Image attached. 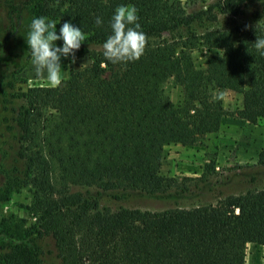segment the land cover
I'll list each match as a JSON object with an SVG mask.
<instances>
[{"label": "trees", "instance_id": "1", "mask_svg": "<svg viewBox=\"0 0 264 264\" xmlns=\"http://www.w3.org/2000/svg\"><path fill=\"white\" fill-rule=\"evenodd\" d=\"M247 1L254 0H217L190 12L180 0H24L16 6L0 44V115L5 121L11 115L16 129L14 163L0 164V201L21 190L29 200L26 218H0V264H46L48 257L56 264H244L247 243L264 245V187L159 210L100 205L103 198L191 189L161 173L164 146L217 131L220 90L241 93L249 123L264 120V55L254 47L264 37V0H257L253 20L235 28L191 31L195 23L217 21L215 8L243 15ZM122 3L138 9L146 45L138 60L113 64L102 43ZM39 16L56 21L57 31L71 20L85 33L75 55L86 54L90 64L71 69L57 87L25 86L17 78L31 59L26 38ZM195 49L206 51L204 67L195 64ZM167 76L180 87L178 103L164 91ZM258 160L264 164V150Z\"/></svg>", "mask_w": 264, "mask_h": 264}, {"label": "rangeland", "instance_id": "2", "mask_svg": "<svg viewBox=\"0 0 264 264\" xmlns=\"http://www.w3.org/2000/svg\"><path fill=\"white\" fill-rule=\"evenodd\" d=\"M21 1L24 2V0H0V44L9 26V20L15 19L16 6ZM180 1L186 11L190 12L194 9H205L217 0ZM259 4L260 1L257 0L244 2L242 5L244 14L240 16L222 13L215 8L213 14L216 15L217 21L195 23L191 31L201 32L204 27L235 28L242 20H253L255 8H259ZM23 8V19H26L25 7ZM186 33V29L182 30V34ZM234 35H237L235 31ZM205 53V50L193 51V59L197 66L204 67ZM31 59L28 65L17 74V78L25 80V86L50 85L46 76L35 75ZM89 64L90 59L86 54L76 55L75 62H72L70 58H62L63 79L68 76L71 69L87 67ZM247 85L246 83L245 86ZM163 87L170 100L178 103L181 97L180 87L170 76L164 79ZM219 95L223 104V117L217 131L195 135L185 144L170 143L164 146L161 173L176 177L178 182L186 184L191 189L179 194H173L171 189L169 194L163 196L132 194L118 201L103 198L100 205L112 209L127 206L159 210L175 204L188 206L197 202L215 201L218 196L238 194L249 189L264 187V164L258 160L259 152L264 150V120L252 124L244 118L241 111V93L225 89L220 90ZM8 117L9 119L5 121V117L0 115V149L3 155L2 159L0 157V164L2 163L5 168H9L16 157V129L10 119L11 115ZM2 180L0 173V182ZM28 200L27 192L21 190L14 193L10 201H0V218L10 215L18 219L26 218L27 214L23 205ZM46 264L56 263L48 257ZM244 264H264V245L247 243Z\"/></svg>", "mask_w": 264, "mask_h": 264}, {"label": "clouds", "instance_id": "3", "mask_svg": "<svg viewBox=\"0 0 264 264\" xmlns=\"http://www.w3.org/2000/svg\"><path fill=\"white\" fill-rule=\"evenodd\" d=\"M94 23L101 26L103 18L96 16ZM56 25V21L46 16L34 17L26 38L35 75L46 76L52 87L62 83V58L75 62V53L86 40L82 28L71 20L64 21L58 31ZM109 27L110 34L102 43L105 59L113 64L138 60L145 50L146 35L141 29L136 6L117 5L109 19ZM58 40L61 41L59 45L56 43ZM254 47L260 55H264V37H256Z\"/></svg>", "mask_w": 264, "mask_h": 264}]
</instances>
